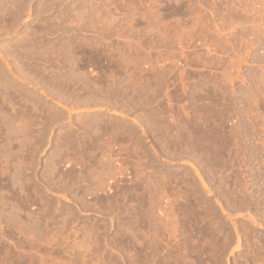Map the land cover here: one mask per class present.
Returning a JSON list of instances; mask_svg holds the SVG:
<instances>
[{"label":"rangeland","instance_id":"1","mask_svg":"<svg viewBox=\"0 0 264 264\" xmlns=\"http://www.w3.org/2000/svg\"><path fill=\"white\" fill-rule=\"evenodd\" d=\"M0 264H264V0H0Z\"/></svg>","mask_w":264,"mask_h":264}]
</instances>
